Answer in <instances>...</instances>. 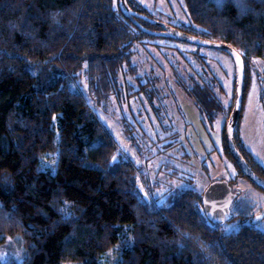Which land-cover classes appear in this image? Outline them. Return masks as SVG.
I'll return each instance as SVG.
<instances>
[{
  "label": "trees",
  "instance_id": "1",
  "mask_svg": "<svg viewBox=\"0 0 264 264\" xmlns=\"http://www.w3.org/2000/svg\"><path fill=\"white\" fill-rule=\"evenodd\" d=\"M183 2L189 21L176 28L235 48L245 60L247 83L254 59L264 61V0ZM128 3L153 18L138 1ZM139 22L146 30H163ZM159 38L165 36L136 26L119 0H0V242L22 235L26 245L21 262L0 264H100L117 248L119 264H264V231L254 216L234 212L239 227L227 233L225 225L207 219L203 194L179 190L160 207L146 200L136 167L94 111L112 98L131 105L150 91V81L136 90L120 80L130 75L141 84L138 48L161 50L152 42ZM82 76L92 106L72 87ZM197 76L192 86L180 84L202 114L216 119L223 104ZM153 92L146 93L150 105ZM120 120L132 136L135 125L128 117ZM238 126L236 143L264 179ZM169 130L164 140H176L178 133ZM223 134L237 179H247L228 151L226 126ZM177 146L172 141L164 147L170 152ZM237 179L229 181L232 187Z\"/></svg>",
  "mask_w": 264,
  "mask_h": 264
},
{
  "label": "rangeland",
  "instance_id": "2",
  "mask_svg": "<svg viewBox=\"0 0 264 264\" xmlns=\"http://www.w3.org/2000/svg\"><path fill=\"white\" fill-rule=\"evenodd\" d=\"M136 1L147 9L149 16L167 25L179 27L189 21L183 0ZM152 42L161 45L162 49L139 47L134 59L141 84L130 75L120 80L121 84L136 90L150 81L151 89L146 93L155 91L152 105L148 104L147 94L142 92L131 105L112 98L106 106L100 105L94 111L117 140L122 155L136 167L143 197L160 207L179 190L203 194L215 180L237 179V170L227 159L223 144L226 113L235 96L236 69L231 56L223 51L199 48L168 37ZM180 52L187 60L178 55ZM199 73L223 104V111L216 119L202 114L180 84L182 81L192 86L194 80L198 82ZM72 87L93 105L85 77L74 80ZM123 117H128L135 125L132 136L127 135L120 123ZM169 128L178 133L176 140L173 137L164 140L171 134ZM238 130L242 145L264 170V61L261 59H254L250 65ZM172 141H177L178 146L168 152L164 146ZM237 180L233 189L241 194L232 208L233 213L254 216L253 222H256L264 213V191L247 179ZM257 226L264 231V218ZM238 227L239 220H232L225 224L224 231L228 233ZM25 254L22 235L1 240L0 261L21 262ZM120 255L121 248L113 249L103 256L100 264H119Z\"/></svg>",
  "mask_w": 264,
  "mask_h": 264
},
{
  "label": "water",
  "instance_id": "3",
  "mask_svg": "<svg viewBox=\"0 0 264 264\" xmlns=\"http://www.w3.org/2000/svg\"><path fill=\"white\" fill-rule=\"evenodd\" d=\"M119 2L124 14L141 30L146 31L153 36H165L197 47L223 51L231 56L236 69V87L234 106L226 125L225 137L227 148L243 175L253 185L264 191V179L251 169L235 139L236 128L244 108L247 85L246 63L243 56L230 45L193 36L176 27L167 25L144 14H140L130 7L128 0H119ZM140 20L153 24L163 30L160 32L146 30L140 24ZM238 196L239 193L234 191L229 181L215 180L212 182L202 195V206L207 219L213 224L220 225H225L230 222L234 217L232 208ZM263 218L264 213L258 217L254 223L261 221Z\"/></svg>",
  "mask_w": 264,
  "mask_h": 264
}]
</instances>
